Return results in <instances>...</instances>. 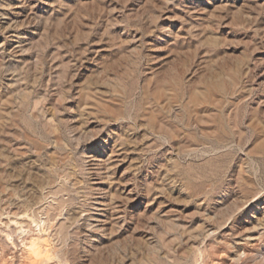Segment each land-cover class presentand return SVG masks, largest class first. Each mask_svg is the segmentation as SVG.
<instances>
[{
    "label": "rangeland",
    "instance_id": "374dc122",
    "mask_svg": "<svg viewBox=\"0 0 264 264\" xmlns=\"http://www.w3.org/2000/svg\"><path fill=\"white\" fill-rule=\"evenodd\" d=\"M0 264H264V0H0Z\"/></svg>",
    "mask_w": 264,
    "mask_h": 264
}]
</instances>
